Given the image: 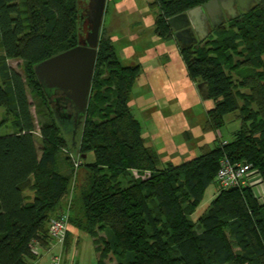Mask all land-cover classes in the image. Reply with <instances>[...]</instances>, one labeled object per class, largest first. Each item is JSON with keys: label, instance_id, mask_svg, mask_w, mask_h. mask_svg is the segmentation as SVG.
<instances>
[{"label": "trees", "instance_id": "16d2710c", "mask_svg": "<svg viewBox=\"0 0 264 264\" xmlns=\"http://www.w3.org/2000/svg\"><path fill=\"white\" fill-rule=\"evenodd\" d=\"M209 1L153 0L156 33L171 38L172 17ZM86 5L0 0V109L16 119L15 131L0 135V264H31L39 256L36 244L50 249L53 243L50 223L69 194L78 161L71 153L61 157L68 141L35 66L79 44ZM213 34L180 47L187 74L206 84L205 97L214 103L206 131L223 128L229 113L238 112L241 125L226 143L201 146V155L160 167L161 156L147 145L129 104L141 66L124 64L101 33L91 98L73 145L85 175L67 234L71 224L94 237L98 262L113 253L115 264H264V201L256 186H218L193 219L224 157L252 164L264 183V7L242 12ZM11 59L22 62L23 73ZM75 129L73 122L74 136ZM90 153L94 161L86 162Z\"/></svg>", "mask_w": 264, "mask_h": 264}, {"label": "rangeland", "instance_id": "374dc122", "mask_svg": "<svg viewBox=\"0 0 264 264\" xmlns=\"http://www.w3.org/2000/svg\"><path fill=\"white\" fill-rule=\"evenodd\" d=\"M152 2L153 0H108L102 36L110 38L114 43L124 64L141 66V75L134 85L129 104L134 115L140 120L142 129L159 131V135L154 134L158 136V139H155L156 143L164 139L163 147L155 146L162 160L160 167H164L168 163L177 165L201 155L202 144H208L214 149L222 141L230 140L233 132L238 130V123L241 124V120L237 117L238 112L229 113L225 118V125L220 130L204 129L207 110L212 108L214 103L205 97L206 84L202 81H193L187 74L186 64L175 36L177 28L170 24L172 36L168 39L156 33L158 10L153 7ZM180 25L182 22H179ZM213 35L212 33L211 37ZM9 64L23 73L20 60L11 59ZM29 97L33 99L30 92ZM32 111L38 136L37 144L41 148L39 116L35 106L32 107ZM56 116L68 141V147L62 150L61 157L65 158L66 154L71 153L74 162L78 161L74 164L75 170L69 194L56 215L58 217L66 213L70 219L73 213V199L78 191L77 187L83 181L85 168L81 166L82 158L78 150L73 149V145L78 144L80 134L73 135V124L70 131L65 130L63 118L57 113ZM15 120L12 113L1 108L0 135L13 133ZM187 133L190 135L189 139L186 137ZM85 160L94 161L93 153H90ZM261 184L255 185V191L264 201V183ZM218 186L217 182H213L206 190L202 203L193 214L195 221L219 192ZM25 193L33 200V191L27 189ZM99 235L105 236V232L102 231ZM66 239L64 243L58 244L53 241L50 249L38 247L39 251L47 256L45 259L47 264H52L56 254L61 256L60 264L116 263V256L113 253L98 262L94 237L78 231L71 224L67 241Z\"/></svg>", "mask_w": 264, "mask_h": 264}, {"label": "water", "instance_id": "95a60500", "mask_svg": "<svg viewBox=\"0 0 264 264\" xmlns=\"http://www.w3.org/2000/svg\"><path fill=\"white\" fill-rule=\"evenodd\" d=\"M229 1L230 3H227V0H211L172 17L169 23L177 28L175 36L181 46L198 43L207 37L208 33L203 30L205 18L224 16L233 5L242 3V0ZM261 2L264 5V0ZM107 3L108 0H87L81 15L84 28L79 44L35 66L36 75L47 96L56 102L63 100L73 109L68 117L75 123V135L87 114L91 98ZM184 18H188L189 21L179 26V22ZM202 33L205 36H202Z\"/></svg>", "mask_w": 264, "mask_h": 264}, {"label": "built area", "instance_id": "2783aa9c", "mask_svg": "<svg viewBox=\"0 0 264 264\" xmlns=\"http://www.w3.org/2000/svg\"><path fill=\"white\" fill-rule=\"evenodd\" d=\"M227 141H224L226 143ZM219 187L228 189L233 187H247L262 185V179L259 177L256 169L252 164L233 161L228 157H224L221 160L220 168L216 177ZM69 230V216L64 213L56 218H53L50 227L49 234L56 244L64 243ZM39 245L34 246L36 253H39ZM61 256L56 254L52 259V264H60Z\"/></svg>", "mask_w": 264, "mask_h": 264}, {"label": "flooded vegetation", "instance_id": "af4514ba", "mask_svg": "<svg viewBox=\"0 0 264 264\" xmlns=\"http://www.w3.org/2000/svg\"><path fill=\"white\" fill-rule=\"evenodd\" d=\"M227 3H230V1L227 0ZM258 5H261L262 7H264L261 0H242L241 4L236 3L235 5L232 6L231 9L226 11L224 13V16L217 15L214 19H206L205 18L203 30H205L208 33L207 38H208V36L209 37L211 36V34L214 32V30L218 26L226 24L229 20L236 18L242 12L249 11ZM201 35L203 36L205 34L202 33ZM201 41H204V40H200L199 42H201ZM195 44H197V43H195ZM195 44H192V45H195ZM192 45H188V46H192ZM51 102H52L53 106L55 107L56 113L59 114L61 116V118H63L62 122H64L65 130L70 131L71 130V124H73V119L68 117V114L71 113L70 112L71 111L70 105L69 106L66 105L63 100L60 102H56V101L51 100ZM63 111H65V112H63Z\"/></svg>", "mask_w": 264, "mask_h": 264}, {"label": "crops", "instance_id": "0c3cea01", "mask_svg": "<svg viewBox=\"0 0 264 264\" xmlns=\"http://www.w3.org/2000/svg\"><path fill=\"white\" fill-rule=\"evenodd\" d=\"M187 21H189V19L188 18H184L183 20H181L180 22H182V23H187ZM177 39V38H176ZM178 41V40H177ZM179 42V41H178ZM180 47H182L181 46V44L179 43V48ZM200 87V86H199ZM199 87H197V92H198V88ZM198 94H199V92H198ZM200 96V95H199ZM240 123H238V126L240 127ZM144 131H143V135H144V137H145V139H146V142H147V145H149V146H152V147H154V148H156L155 146L156 145H158V146H161L162 145V147L164 146V139L162 138V142H159V143H156L157 141H155V139H158V136H155L154 134L156 133V134H158L159 135V131H155V130H153V129H143ZM224 141H227V140H224ZM204 145H207V144H204ZM203 144L201 145V146H204ZM200 146V147H201ZM158 150V149H157ZM135 174H136V172H135ZM41 251V250H40ZM39 251V256H37V258L36 259H34L33 261H32V263L31 264H47L46 262H45V259L47 258V256L44 254V253H41ZM49 263V262H48Z\"/></svg>", "mask_w": 264, "mask_h": 264}]
</instances>
